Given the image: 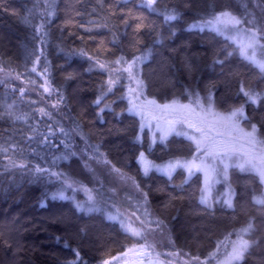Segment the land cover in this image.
I'll list each match as a JSON object with an SVG mask.
<instances>
[{
    "label": "snow or ice",
    "instance_id": "1",
    "mask_svg": "<svg viewBox=\"0 0 264 264\" xmlns=\"http://www.w3.org/2000/svg\"><path fill=\"white\" fill-rule=\"evenodd\" d=\"M0 14L26 29L0 51V191L36 185L47 213L0 212V264L53 226L54 264H264V0Z\"/></svg>",
    "mask_w": 264,
    "mask_h": 264
},
{
    "label": "trees",
    "instance_id": "2",
    "mask_svg": "<svg viewBox=\"0 0 264 264\" xmlns=\"http://www.w3.org/2000/svg\"><path fill=\"white\" fill-rule=\"evenodd\" d=\"M13 7L18 11H21V5L26 2V0H10ZM26 29L22 24L19 23L16 17L0 14V37H7L11 43L4 45L0 41V51L4 47L10 50V54L15 52L16 41L23 37ZM198 39V38H197ZM155 67V65H153ZM87 79V78H86ZM88 119H91L89 116ZM7 125L0 122V130L5 128ZM135 168V165H133ZM239 184L242 186L247 179V174L239 173ZM40 196V189L36 185H29L23 183L18 191L13 190L10 194H5L0 191V212L11 213L13 215H19L21 213H28L29 217L35 216L37 218L47 215L43 212L38 203L37 199ZM179 215L183 216L185 212L188 211V207L185 203L177 205ZM177 212L173 211V215ZM224 218H222L223 220ZM223 223L218 227V232H223ZM53 233H57L56 228L50 227L47 232H31L25 233L24 235L28 237L25 243L34 244L37 251L29 253L30 259L33 264H54V258L49 255L51 252H60L62 245L58 244L53 238Z\"/></svg>",
    "mask_w": 264,
    "mask_h": 264
}]
</instances>
